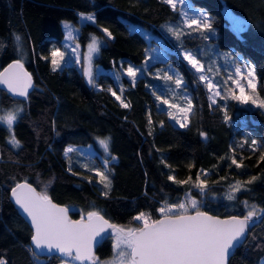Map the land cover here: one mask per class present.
<instances>
[{
    "label": "trees",
    "instance_id": "obj_1",
    "mask_svg": "<svg viewBox=\"0 0 264 264\" xmlns=\"http://www.w3.org/2000/svg\"><path fill=\"white\" fill-rule=\"evenodd\" d=\"M190 2L211 17L213 35L201 31L203 35L191 36L198 40V46L190 44L198 59L213 57L210 61L217 62L219 50L234 49L252 61L262 86L264 0ZM225 8L246 20L241 36ZM80 12L93 14L96 20L81 24L83 45L91 34L106 40L95 59L106 70L96 76L99 89L86 83L75 63L55 71L51 63V52L63 46L62 21L80 24ZM168 24L181 25L182 17L162 0H0V71L20 60L34 79L25 100L0 88V116L5 110L22 109L13 126L18 147L9 143L10 133L0 123V259L6 264L63 261L56 255L41 257L34 252L32 229L10 198L21 182L69 207L75 219L98 211L113 224L138 228L143 223L134 219L137 215L159 219L163 216L160 209L182 203L188 194L200 200L199 211L220 217L245 216V201L264 209V111L234 100L226 111L220 102L213 103L196 71L180 54L189 43L178 44V52L170 51L168 57L181 74L182 91L194 105L184 127L171 119L154 95V90L158 92L154 79L160 74L142 75L135 83L123 75L120 90L109 72L142 65L150 45L145 33H160L165 25L166 35L174 37L167 31ZM224 62H219L221 71L231 70ZM164 64L159 61L153 67ZM113 92H120L129 106L123 107ZM98 137L108 139L109 157L117 158L103 171L111 180L110 191L98 182L97 158L78 151L65 154L67 147L94 145ZM232 159L241 167L232 164ZM169 176L188 183H175ZM252 177L256 179L248 184ZM238 181L241 190L235 191L233 185ZM197 183L204 184V192L193 186ZM112 250L108 236L97 248V257H109ZM263 259L264 213L259 212L229 264H261Z\"/></svg>",
    "mask_w": 264,
    "mask_h": 264
},
{
    "label": "snow or ice",
    "instance_id": "obj_2",
    "mask_svg": "<svg viewBox=\"0 0 264 264\" xmlns=\"http://www.w3.org/2000/svg\"><path fill=\"white\" fill-rule=\"evenodd\" d=\"M162 2L170 5L173 10L176 9L177 0H162ZM179 2L183 4L184 0H179ZM183 14L186 15V13ZM82 18L95 22V18L91 15ZM184 24L190 28L192 25H196V30L201 28L207 31L212 30V25L204 13L200 14L199 19H185ZM64 26L69 27L67 24ZM168 31L180 39L181 33L179 31L171 27L168 28ZM103 32L108 38H112V33L108 29H103ZM15 39L19 44L20 37L16 36ZM98 43L97 37L93 36L91 43L88 44L89 56L85 57L89 62V67L85 69L84 74L88 77L89 84H93V86L95 85L90 67L91 53L98 51ZM2 48L3 44L0 43V49ZM64 55L59 49L51 52L53 71L60 66V62L64 60ZM184 59L196 72H202L204 66L191 53H185ZM126 73L135 83L137 70L130 66L126 69ZM237 75H240L239 69H237ZM248 75L251 76L252 73L249 72ZM164 79L171 80L177 88H180L183 83L179 75L174 80L172 76H165ZM199 80L206 81V87L209 90L213 88L212 81L207 76L200 75ZM0 85L5 86L7 92L12 96L24 98L28 97V90L33 86L32 77L25 71L20 60L14 61L0 72ZM248 86L255 88L251 80H249ZM112 94L116 96L115 92ZM215 95H219V93L217 92ZM116 99L120 100V96H116ZM157 99L161 100V97L157 96ZM232 99L242 104L256 103V99L250 101L242 86L240 94L233 93ZM212 102L215 103V100ZM161 103L168 104L169 108L176 107V105L169 104L167 99L161 100ZM188 105L190 108V100ZM122 106L128 107L129 105L122 101ZM257 106L264 108V100H260ZM21 111V108H17L0 116V123L5 124L10 133L9 143L17 147L19 141L15 138L13 126L18 119V113ZM168 115L172 116V113L169 112ZM172 118L175 119L174 116ZM184 126L181 123V127ZM99 142L107 149V140H100ZM71 151L73 149L68 148L65 154L67 155ZM261 159H264V155L261 156ZM232 164L236 165L237 168L241 167L236 159H232ZM95 174L99 177L98 182L103 184L104 189L110 191L111 180L108 175L100 170H96ZM168 179L178 184L188 183V181H177L174 176H169ZM199 179L198 176L197 180L199 181ZM255 179L256 177H252L247 183L251 184ZM193 186L200 188L201 191L204 190L202 183ZM233 188L235 191H240V182L238 181L233 185ZM108 191L103 194L107 196ZM12 196L15 203L31 220L35 230L32 235V243L36 249H46L49 253L55 249L61 256L70 257L74 261H91V264H96V257L92 252L93 241L106 229H112L115 237L113 245L115 254L107 264H227L230 250L242 242L250 222L253 221L254 217H257L258 211L264 213V209L258 210L255 205H252L242 219L232 216L229 219L221 220L198 209L194 215H189L186 204L179 203L167 208V211L163 208L160 209L163 215L162 219L153 220L144 213H140L134 219L143 221V226L125 229L109 223L98 211L88 212L87 220L83 218L71 220L67 208L57 206L47 194L37 192L28 183H18L12 189ZM229 199H234V196L229 195ZM191 206L197 207L195 199L191 200ZM245 206L249 207L247 201H245ZM176 209L179 211L172 214ZM0 264H6V262L0 259Z\"/></svg>",
    "mask_w": 264,
    "mask_h": 264
},
{
    "label": "rangeland",
    "instance_id": "obj_3",
    "mask_svg": "<svg viewBox=\"0 0 264 264\" xmlns=\"http://www.w3.org/2000/svg\"><path fill=\"white\" fill-rule=\"evenodd\" d=\"M176 10L180 12L181 17H182V24L181 25H172V24H168L167 25V31L168 28H174L177 31H179L181 33L180 39H177L176 36H167L164 28L165 25H163L160 28V33H156V32H146L145 35L148 39V42L150 43L148 51H147V56H146V60L144 61V63L142 65L139 66H131L134 69L137 70V76H136V80L141 77L142 75H149V76H153L155 74H160L157 77L159 78H155L154 80L157 82V91H153L154 95L157 99V96L161 97V100L163 99H167L169 104H173L176 105V107H172L169 108L168 104H163L161 103V100H159L158 102L160 103V106H164L165 108H167L169 110V112L172 113V116L175 117V119L172 118L171 119L178 125H181V123H183L184 125H186L189 121V117L191 115V113L193 112V102L191 100V97L189 96L188 93L183 92L182 91V86L183 83L181 85L180 88H177L176 85L171 81V80H166L164 79L165 76H172L173 80L176 78L177 75H179V77H181V74L176 70V68L172 65L171 61H168V57H169V52L170 51H174V52H178V44H185V43H189L188 47L186 48H182L180 50V54L184 57L185 53H191L193 56H195L197 59L198 57L193 53V46H198V40L196 39H191V36L194 34H199V35H203L202 32H206V36H211L213 35L212 30L211 31H207L204 29H199L196 30V25H192V27H188L186 24H184V20L185 19H191V18H200V14L204 13L207 15L209 22L211 23V17L210 15L203 9L201 8H197L195 6L192 5V3L190 2V0H184V3L181 4L179 2V0H177V6H176ZM183 13H186V15H184ZM224 13L225 15L228 17L231 25L233 26V28H235L236 32L238 35L241 36L242 31L245 29L247 22L245 19H243L242 17L234 14L229 8H225L224 9ZM93 16V14H88V13H84V12H80L79 13V22L80 24H77L73 21L70 20H63L62 21V26H63V30H64V40H63V46L62 47H57L56 49H59L61 52H63L64 55V60L60 62V66L57 68H62L64 65L69 64V63H75L79 69L81 70V72L83 73L86 83L90 86L93 87L95 89H99V85L96 82V76L97 74H99L100 72L106 71L103 67L101 66H97L95 64V59L96 56L99 54L101 46L103 44L106 43V40H104L103 38L95 35V34H91L89 40L87 41V43L85 45H83V43L80 41V35H81V24L88 22V20L83 19L82 17L85 16ZM95 18V17H94ZM92 22V21H89ZM92 23H96L92 22ZM67 24L69 25V27H65L64 25ZM202 31V32H201ZM69 33H71V35H69ZM170 35H173L171 32H169ZM95 36L98 39V51L91 53V70L93 73V81H94V85L93 84H89L88 82V77L84 74L85 69L89 67V62L85 59V57L89 56V50H88V44L91 43V38ZM155 38V39H153ZM177 39V41H176ZM194 44L193 46L190 44ZM153 47H155L153 49ZM210 49V48H209ZM218 54L221 56L220 60L215 62L210 61L212 60L213 57L211 58H206L205 60H200V63L204 66L202 72H196L198 74V76L200 77V75H205L208 77L209 80L212 81L213 84V88L211 90H209L208 87H206V81H202V83L205 85V87L207 88L208 92H209V96L212 97V99H210L211 101L215 100V103L220 102L223 105L224 110H227V106L229 105V102H231L232 99V94L235 93L236 95L240 94L241 91V86L244 88L245 94L249 96L250 101L252 99H256V103H247V104H242L240 102L236 101L238 104L240 105H245V106H250V107H258L257 105L259 104L260 100H264V83L262 86H260V82L257 78L254 66L252 61H250L249 59L245 58L241 53H237L234 49L232 50H219ZM224 56L225 57V62H224ZM147 61V63H146ZM165 62L164 65H160L158 67H153L155 65L156 62ZM187 61V60H186ZM188 62V61H187ZM219 62L221 63H225L228 64V66H230L232 69L231 70H222L220 69V65ZM23 63V61H22ZM130 67V66H129ZM237 69H239L240 75H237ZM195 70V69H194ZM196 71V70H195ZM109 72L111 74H113L116 78V81L119 85V89L122 90L124 88V80L122 78V76H126L127 78L129 77L126 73V69H121V71L118 70H109ZM249 72L252 73L251 76H249ZM182 78V77H181ZM130 81L131 78L129 77ZM135 80V82H136ZM249 80H251L254 85L255 88H251L248 86L249 84ZM159 81L161 82V85L159 84ZM160 85V86H159ZM153 90V87H152ZM219 93V95H215V93ZM158 94V95H157ZM116 96H120V100L119 101H123V98L121 96V93H117ZM158 100V99H157ZM191 101V106L189 108L188 105V101ZM264 111V108L259 107ZM15 110V108L13 109H9V110H5L3 115H5L8 111H12ZM100 140H107V138H102V137H98L96 140V143L94 145H89L86 147L83 146H69L66 148V150L68 148H72L73 151L68 152L71 154H74L75 151H78L82 154L87 155V157H95L98 159L100 167L96 166L95 170H100V171H107L109 170V166L112 162L117 161V158L115 157H109V147H107V149L104 148L103 145L100 144ZM67 153V154H68ZM109 157V158H108ZM204 192V191H203ZM195 199L197 201V207L193 208L191 206V200ZM182 203L186 204L188 213L191 212H196L197 209L200 210V206H201V202L200 200H197V198L193 197L192 195L188 194L184 201ZM249 207H247V212L250 210V206L252 205H248ZM171 207V206H169ZM169 207H165L163 209H165V211H167V208ZM256 208L259 210V208L256 206ZM179 209L174 210V212L172 214H175V212H178ZM145 214V213H144ZM259 214V211H258ZM146 215V214H145ZM83 217H87V214H84ZM143 223V221H141ZM138 226L140 225H118V227H122L125 229L128 228H138ZM109 238L112 241V245H114L115 243V237L113 235V232L111 230L110 234H109ZM114 249L112 250V254L109 257L106 258H99L97 257V264H107V262H110L114 256ZM59 264H79L74 260L71 261H66L63 260L61 261ZM264 264V259L262 260V263Z\"/></svg>",
    "mask_w": 264,
    "mask_h": 264
},
{
    "label": "water",
    "instance_id": "obj_4",
    "mask_svg": "<svg viewBox=\"0 0 264 264\" xmlns=\"http://www.w3.org/2000/svg\"><path fill=\"white\" fill-rule=\"evenodd\" d=\"M14 61H16V60H13V61H11L10 63H8L0 72H2L9 64H11V63H13ZM24 69H25V71H27L30 75H31V77H32V87L31 88H29V90H28V92H29V94L31 93V91L33 90V88H34V79H33V76H32V74H31V72L24 66ZM0 88L1 89H3V90H6L7 91V89H6V87L5 86H3V85H0ZM29 96V95H28ZM15 97V96H14ZM15 98H18V99H22V100H25V99H27V98H24V97H15ZM21 183H28V182H21ZM29 185H31L32 187H34L32 184H30V183H28ZM35 188V187H34ZM36 189V188H35ZM36 191L37 192H39L37 189H36ZM40 193V192H39ZM10 198H11V200H12V202L17 206V208L19 209V212L21 213V215H22V217L25 219V221L29 224V226L31 227V229H32V232H33V234H34V228L32 227V224H31V220H30V218H28L27 216H26V214H24L23 213V211H22V209H20L19 208V206L15 203V199L13 198V196H12V191H11V194H10ZM50 198V197H49ZM51 199V198H50ZM51 201L54 203V204H56L57 206H59V207H64V208H67L68 209V216H69V219H71V220H80L81 218H79V219H75V218H73L72 217V215H71V209L69 208V207H67V206H63V205H59V204H57V203H55L52 199H51ZM189 215H194L195 213H188ZM207 215H209V216H213V217H217V218H219V219H221V220H224V219H229L230 217H232V216H230V217H220V216H216V215H212V214H208V213H206ZM237 217H239V218H243V217H241V216H237ZM83 219H85V220H87V217H82ZM163 218V216L162 217H160L159 219H162ZM106 219V218H105ZM106 220H108V219H106ZM109 221V220H108ZM109 223H111V224H113L111 221H109ZM116 225V224H115ZM118 226V225H117ZM142 227V226H141ZM249 228H250V226H249ZM249 228H248V230H247V232H246V234H245V237L244 238H242V242L241 243H239V244H237V246L235 247V248H233L232 250H230V255H229V257H228V261H227V264H229L230 263V260H231V257L233 256V254H234V252H235V250L246 240V238H247V235H248V232H249ZM111 230L112 229H106L105 231H103V232H101L96 238H95V240L93 241V246H92V252H93V254H94V256L97 258V248L99 247V245L109 236V234H110V232H111ZM97 242H99V243H97ZM31 244H32V247H33V250H34V252L38 255V256H41V257H50V256H58V257H60L62 260H66V261H71L72 259L70 258V257H65V256H61V254H59L58 252H56V250L55 249H53V251L51 252V253H49L46 249H44V250H41V249H36L35 248V245L32 243V240H31ZM76 262L77 263H79V264H91V261H87V260H85V261H78V260H76ZM97 259H96V264H97Z\"/></svg>",
    "mask_w": 264,
    "mask_h": 264
}]
</instances>
